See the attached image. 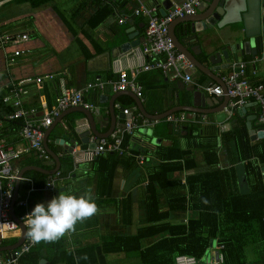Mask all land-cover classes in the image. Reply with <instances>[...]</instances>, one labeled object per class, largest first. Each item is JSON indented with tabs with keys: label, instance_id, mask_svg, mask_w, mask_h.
Returning a JSON list of instances; mask_svg holds the SVG:
<instances>
[{
	"label": "crops",
	"instance_id": "crops-1",
	"mask_svg": "<svg viewBox=\"0 0 264 264\" xmlns=\"http://www.w3.org/2000/svg\"><path fill=\"white\" fill-rule=\"evenodd\" d=\"M183 1L4 0L0 4V140L22 150L14 161L22 178L14 182L10 213L24 224L26 212L61 191L76 196L90 192L99 209L77 224L71 235L55 243H35L16 264H176L179 254L198 258L179 252L185 239L208 242L198 258L202 262L221 251L224 264H264V124L255 117L258 106L250 101L245 112L231 114L228 102L223 120L218 119L217 111L179 109L192 104V89L205 94L209 101L205 110L218 107L221 101H212L215 94L196 86L217 80L194 66L187 55L193 67L182 69L181 74L190 73L195 84L176 76L174 70L165 74L160 68H143L150 17L136 14V9L156 6L155 15L164 17L175 3ZM205 7L202 3L197 12ZM182 30L183 22L177 23L175 32L185 48L213 67L220 79L232 71L235 62L245 61L247 79L264 84V51L258 57L247 54L222 66L224 58L221 65L209 59L221 50L222 41L211 43L202 33L198 38L189 37ZM22 33L28 38L1 43L5 34ZM17 49L23 52L11 61ZM123 70L141 86V96L115 88ZM27 77L33 80L21 82ZM98 81L101 86L86 88ZM69 89L81 90L93 107L77 106L60 113L45 129V158L29 149L24 126L28 121L38 123ZM137 97L147 113L161 117L146 116ZM18 108L29 113L10 119ZM124 108L131 110L139 126L124 134L122 152L106 150L94 155L96 147H88L73 158L71 139L79 140L76 146L80 147L81 134H89L90 144L96 134L111 142L128 117ZM169 114H182L185 119L173 123L167 119ZM249 116L253 131L248 128ZM215 169L222 170L221 184L201 188L199 179ZM27 192V205H20ZM243 201L248 214L241 212ZM205 205L213 211L201 213L198 207ZM246 218L252 222L247 231L240 227ZM16 223V232L0 236V264L24 241L15 247L22 235V227ZM225 241L230 243L228 247ZM238 256L242 262L233 259Z\"/></svg>",
	"mask_w": 264,
	"mask_h": 264
},
{
	"label": "built area",
	"instance_id": "built-area-1",
	"mask_svg": "<svg viewBox=\"0 0 264 264\" xmlns=\"http://www.w3.org/2000/svg\"><path fill=\"white\" fill-rule=\"evenodd\" d=\"M4 0H0V4ZM203 0H184L181 3H175L173 8L164 17L155 15L157 10L156 6L147 7L145 5L136 9V14L149 15L150 19L146 26V35L143 46V54L146 58V63L143 65L144 69L160 68L165 74H168L170 70H174L175 75H182L181 70L192 68L193 65L184 52H180L173 41L170 34V24L177 18L194 15L197 12L198 6L201 5ZM28 38L27 33L18 35L5 34L1 36V43L10 41L11 43L25 40ZM23 50L17 49L13 52L11 61H14V57L20 55ZM160 56H164L161 59ZM232 71L221 78L222 84L218 82H211L205 85L196 83L198 89H202L210 94L222 95L224 88L227 95L230 97L228 111L229 113H237V110L245 106L248 102L254 101L258 106L259 111L257 113L259 121L264 124V84L252 83L246 77L245 61L235 62L232 66ZM182 77L187 82L194 83L190 73L183 74ZM32 77L22 79L21 82L32 81ZM38 82L42 81V77L37 78ZM102 83L90 82L87 85V89L101 86ZM115 88L120 91L132 90L136 92L138 96L142 95V88L136 82L129 77L127 70L120 72L119 79L115 83ZM16 106H20V101L15 102ZM81 106L84 108H92L93 105L84 100L83 92L78 89H69L61 93L52 106L51 109L46 111L39 119L38 123L28 121L24 126V136L29 139V149H35L40 156L45 158L48 154L44 148L43 141L45 136V129L48 128L54 120L60 115L61 112L68 108ZM33 112V111H32ZM123 112L126 117L123 126L118 128L114 134L111 142H108L105 138L100 140V143L93 150V154L97 155L103 151H120L122 152L121 143L123 136L126 132H132L139 126L137 118L133 117L129 108H124ZM29 112H25L23 109L18 108L9 117L10 119H17L23 115H27ZM167 119L173 123H178L180 120H184L185 116H175L173 114L167 115ZM205 119V115L202 114V120ZM22 150L14 148L12 146L5 145L0 140V236L6 237L10 233L17 231L18 224L13 219L10 209L12 201L14 199V182L22 177L16 173L14 167V161L20 157ZM49 186V184H48ZM30 192H27L19 200V204L26 206ZM29 212H26L24 217ZM22 216V218H24ZM29 238L25 237L20 247L16 248L12 255L8 257L4 264H16L18 260L24 254L30 252L32 246H34ZM176 264H224V255L221 251L210 261H199V259L190 254H179L176 256Z\"/></svg>",
	"mask_w": 264,
	"mask_h": 264
},
{
	"label": "water",
	"instance_id": "water-1",
	"mask_svg": "<svg viewBox=\"0 0 264 264\" xmlns=\"http://www.w3.org/2000/svg\"><path fill=\"white\" fill-rule=\"evenodd\" d=\"M202 3H206V7L200 9L201 12H196L194 15H186L181 18L174 20L170 24V34L175 42L176 46L185 51L186 55L190 58L193 65L198 67L201 71L209 74L218 83L222 84L219 76L213 73V67H208L201 60H199L193 53L185 48L184 40L178 37L175 32V26L179 22H183V34L189 35V37L198 38L199 34L202 33L204 36L208 37L212 42L222 41L224 45L221 50L210 54L209 59L213 62H219L222 64V59H225V64L222 66H229L232 59H238L240 56L244 57L250 54L253 58L258 57V55L264 51V0H203ZM201 3V4H202ZM180 19V20H179ZM228 27L225 33H220L222 28ZM202 49L200 48L201 52ZM218 58V60H216ZM223 85V84H222ZM192 104L179 106V109L195 110L199 112H214L217 111V117L219 120H223L227 117V104L230 97L226 93L224 88V93L222 95H216L212 98V101H221V106L219 105L213 110H205L206 102H209L205 94L201 91H195L192 89ZM199 98L201 102H199ZM140 104V108L143 113L150 117L157 119V115H151L146 112L145 108L141 104L139 97L136 98ZM246 111V105L237 110L238 114H242ZM86 114H89V110H83ZM257 117V114L255 115ZM248 128L252 129V116L248 117ZM264 130V129H263ZM256 135L259 133L255 132ZM89 135V134H88ZM79 135L82 145L80 147L76 146V138L71 139L72 145L69 147V153L74 157L81 153L82 150L90 148H95L101 140V136L96 134L94 144H90V137ZM67 138V137H66ZM49 152L57 157V154L50 151ZM43 172H48L40 169ZM16 197V195H15ZM14 208V203L12 209ZM17 216L13 215V218L22 227V235L15 245L18 247L20 243L25 239L26 228L25 225ZM14 247V248H15Z\"/></svg>",
	"mask_w": 264,
	"mask_h": 264
},
{
	"label": "clouds",
	"instance_id": "clouds-1",
	"mask_svg": "<svg viewBox=\"0 0 264 264\" xmlns=\"http://www.w3.org/2000/svg\"><path fill=\"white\" fill-rule=\"evenodd\" d=\"M98 211L90 192L76 196L61 191L47 203H37L24 217L25 235L34 243H55L76 232L77 224H83Z\"/></svg>",
	"mask_w": 264,
	"mask_h": 264
},
{
	"label": "trees",
	"instance_id": "trees-1",
	"mask_svg": "<svg viewBox=\"0 0 264 264\" xmlns=\"http://www.w3.org/2000/svg\"><path fill=\"white\" fill-rule=\"evenodd\" d=\"M222 170L221 169H215V170H210L209 173L206 174V176L208 177H204L202 179H199V186H201V188L205 189L208 186L210 185H214V184H221V180H220V177H221V172ZM205 193L202 194V196L204 195ZM244 198H248V197H244ZM243 199V198H242ZM247 203V202H246ZM244 203L241 204V212H244V213H249V210H248V205ZM198 209L200 210L201 213H210V211H213L211 207L205 205V207H198ZM202 215V214H201ZM252 215V213H251ZM252 226V222L251 223H248V220L247 218L244 220V222H241L240 224V227L247 231L250 227ZM205 242H200V240H191V239H185L183 241H181V244L183 245L182 249L179 251L180 253H191V254H195L198 256V258H202L201 254L203 253V249H205V247L207 246V243ZM230 243L228 241H225V246L228 247ZM244 244L245 242H243L241 244V246L244 247ZM189 245H192L190 248H189ZM233 259H236L238 262H242V256H238V257H233Z\"/></svg>",
	"mask_w": 264,
	"mask_h": 264
}]
</instances>
